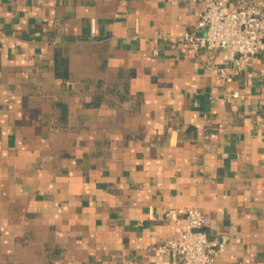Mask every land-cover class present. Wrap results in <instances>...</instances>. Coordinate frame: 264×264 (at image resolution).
<instances>
[{
  "label": "crops",
  "instance_id": "1",
  "mask_svg": "<svg viewBox=\"0 0 264 264\" xmlns=\"http://www.w3.org/2000/svg\"><path fill=\"white\" fill-rule=\"evenodd\" d=\"M202 7L0 0V264H180L153 246L190 206L215 264H264V52L227 82L221 49L158 36Z\"/></svg>",
  "mask_w": 264,
  "mask_h": 264
},
{
  "label": "built area",
  "instance_id": "2",
  "mask_svg": "<svg viewBox=\"0 0 264 264\" xmlns=\"http://www.w3.org/2000/svg\"><path fill=\"white\" fill-rule=\"evenodd\" d=\"M196 28L181 35L163 31L158 36L172 46L184 43L192 51L221 49L223 63L219 75L227 82L233 73L247 70L254 57L264 52V1L250 0L245 4L231 6L223 0H200ZM91 29L96 31V21L91 19ZM251 76V73H249ZM239 90L230 98H242ZM171 219L182 218L181 232L154 245L159 252L177 258L180 264H215L217 254L227 245L229 236L222 234L210 237L206 231L209 218L197 207H178L171 211Z\"/></svg>",
  "mask_w": 264,
  "mask_h": 264
}]
</instances>
